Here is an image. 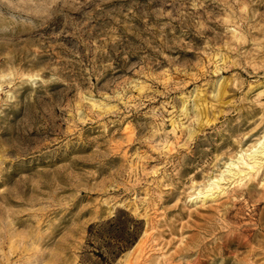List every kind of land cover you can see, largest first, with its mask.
<instances>
[{"label": "rangeland", "instance_id": "1", "mask_svg": "<svg viewBox=\"0 0 264 264\" xmlns=\"http://www.w3.org/2000/svg\"><path fill=\"white\" fill-rule=\"evenodd\" d=\"M262 146L264 0H0V264H264Z\"/></svg>", "mask_w": 264, "mask_h": 264}, {"label": "trees", "instance_id": "2", "mask_svg": "<svg viewBox=\"0 0 264 264\" xmlns=\"http://www.w3.org/2000/svg\"><path fill=\"white\" fill-rule=\"evenodd\" d=\"M143 229V221L124 210H119L101 224L91 225L89 235L100 242V247L94 252L97 264H114L137 243Z\"/></svg>", "mask_w": 264, "mask_h": 264}, {"label": "bare ground", "instance_id": "3", "mask_svg": "<svg viewBox=\"0 0 264 264\" xmlns=\"http://www.w3.org/2000/svg\"><path fill=\"white\" fill-rule=\"evenodd\" d=\"M259 151V150H258ZM261 154H264V146H262V149H261ZM255 155V154H254ZM235 174H237V173H235ZM238 175H239V173H238Z\"/></svg>", "mask_w": 264, "mask_h": 264}]
</instances>
